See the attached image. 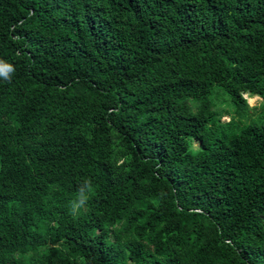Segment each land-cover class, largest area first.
<instances>
[{"label": "trees", "instance_id": "16d2710c", "mask_svg": "<svg viewBox=\"0 0 264 264\" xmlns=\"http://www.w3.org/2000/svg\"><path fill=\"white\" fill-rule=\"evenodd\" d=\"M0 65V264H264V0H0Z\"/></svg>", "mask_w": 264, "mask_h": 264}, {"label": "clouds", "instance_id": "9594fccd", "mask_svg": "<svg viewBox=\"0 0 264 264\" xmlns=\"http://www.w3.org/2000/svg\"><path fill=\"white\" fill-rule=\"evenodd\" d=\"M0 67H3L5 71L0 72V75H4L5 78L7 79V72L11 70V66H6V65H0ZM85 188L88 189V191H91V188L86 184L85 187H82L79 191V199L78 201L73 205L74 209H78L84 205V203L87 201L88 197L85 194Z\"/></svg>", "mask_w": 264, "mask_h": 264}, {"label": "rangeland", "instance_id": "374dc122", "mask_svg": "<svg viewBox=\"0 0 264 264\" xmlns=\"http://www.w3.org/2000/svg\"><path fill=\"white\" fill-rule=\"evenodd\" d=\"M245 100H246V105H247L250 109H252V108L255 107V106L258 108V105H259V103H260V99L257 98V97H248V98H246ZM221 107H222L223 109H226V110H227V107H223V105H222ZM248 113L251 114V118H254V117L257 116V112L254 111V110H250ZM228 117H229V116H227V115H223V116L221 117V121H223V122L228 121ZM193 146H196V143H193Z\"/></svg>", "mask_w": 264, "mask_h": 264}]
</instances>
